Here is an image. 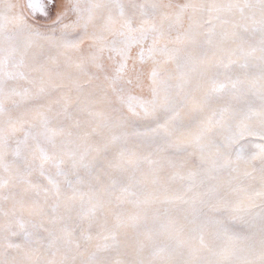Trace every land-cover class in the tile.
I'll use <instances>...</instances> for the list:
<instances>
[{
	"label": "snow or ice",
	"instance_id": "1",
	"mask_svg": "<svg viewBox=\"0 0 264 264\" xmlns=\"http://www.w3.org/2000/svg\"><path fill=\"white\" fill-rule=\"evenodd\" d=\"M0 264H264V0H0Z\"/></svg>",
	"mask_w": 264,
	"mask_h": 264
}]
</instances>
